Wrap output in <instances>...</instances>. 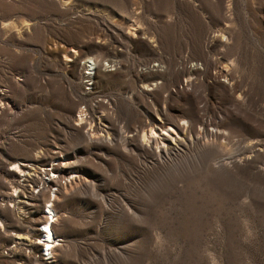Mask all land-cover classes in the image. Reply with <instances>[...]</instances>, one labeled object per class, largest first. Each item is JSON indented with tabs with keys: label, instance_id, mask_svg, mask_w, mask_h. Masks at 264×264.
<instances>
[{
	"label": "rangeland",
	"instance_id": "obj_1",
	"mask_svg": "<svg viewBox=\"0 0 264 264\" xmlns=\"http://www.w3.org/2000/svg\"><path fill=\"white\" fill-rule=\"evenodd\" d=\"M0 264H264V0H0Z\"/></svg>",
	"mask_w": 264,
	"mask_h": 264
},
{
	"label": "bare ground",
	"instance_id": "obj_2",
	"mask_svg": "<svg viewBox=\"0 0 264 264\" xmlns=\"http://www.w3.org/2000/svg\"><path fill=\"white\" fill-rule=\"evenodd\" d=\"M90 66H91V69L94 70V68L96 67L94 60L90 61ZM81 118L82 117H80L79 120H81ZM159 127L164 132L158 133L157 130L155 129V127H151L148 130V132L147 131L144 132L142 143H144V145H147V147L153 146L156 149V151L161 152L162 155H163V153L164 154L178 153V148L180 147L178 145L181 144L183 142L184 138L186 137L184 134L185 132L183 131L181 124L177 125L178 133L180 135L177 133V131H175V134L174 133L172 134L170 131L171 128L170 127L167 128V126H165V125H160ZM183 127H184V125H183ZM87 133L89 135V138H91V139L94 138L95 135H93V131L89 130V131H87ZM176 134H178L179 137ZM141 147H143V146H141ZM71 179H73V178H71ZM73 181H74V179H73ZM73 184H74V182H73ZM49 209H50V211L55 210L53 207H49ZM42 220H43V224L45 226V229L40 230L41 233H43V239L40 242L42 243V245H45L47 247L46 248L47 251H49V250L52 251V249H53L52 247L57 245V242H56V244H55V242H53L54 241V232H53L51 226H48L47 224H45L47 217H43Z\"/></svg>",
	"mask_w": 264,
	"mask_h": 264
},
{
	"label": "built area",
	"instance_id": "obj_3",
	"mask_svg": "<svg viewBox=\"0 0 264 264\" xmlns=\"http://www.w3.org/2000/svg\"><path fill=\"white\" fill-rule=\"evenodd\" d=\"M87 82H88V84H91V80H87ZM60 158H62V156L60 157ZM56 163H59V164H62L63 163V161L62 160H59V159H57L56 161H50L49 163H48V165L45 167L47 170H48V173H47V177H45V179L46 180H50V181H52L53 182V179H55L57 176H56V172H50L49 170H51V171H54L53 170V168H54V165L56 164ZM19 164H27V162H19ZM19 168V167H18ZM20 169V168H19ZM32 171V170H31ZM19 172H22V170H18V173ZM22 173H26V174H23V176L21 177V179H28L29 177H30V175H34V178H35V180H34V186H32L31 185V188H30V191H36L35 189H34V187H40V183H42L41 182V179H40V181H39V177H38V175H36V174H34V172H31V173H28V170H26V171H24V172H22ZM22 173H19V175H22ZM55 173V174H54ZM74 176H75V174L73 175V174H69L68 175V178H67V181H69V179L70 178H74ZM49 181V182H50ZM38 182V183H37ZM51 182V183H52ZM52 187V191L54 192L56 189H57V187L56 186H51ZM52 200H53V197H50V199H49V203L47 204V205H45L44 207H43V209H42V216H41V224L39 225V227H38V230H39V232H40V234H39V237H41L39 240H38V242L39 243H41L40 241L43 239V233H41V231L40 230H43V229H45V226H44V224H43V220H42V217H47V220H46V222H45V224H47L48 226H51V228H52V223L54 222V215H55V210L54 211H50V209H49V207H52ZM46 206H48L47 207V209H46ZM52 230H53V228H52ZM44 232V231H43ZM54 232V231H53ZM56 240H59V237H57L56 235H55V233H54V241L53 242H56ZM47 247L45 246V245H43L42 247H41V250H40V257H42V259L43 260H47V259H49L50 257H51V251L49 250V251H47V249H46Z\"/></svg>",
	"mask_w": 264,
	"mask_h": 264
}]
</instances>
